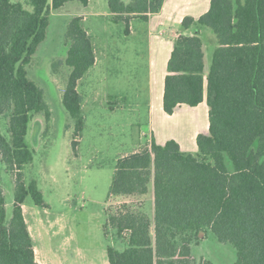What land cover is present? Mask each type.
<instances>
[{"label": "trees", "instance_id": "trees-1", "mask_svg": "<svg viewBox=\"0 0 264 264\" xmlns=\"http://www.w3.org/2000/svg\"><path fill=\"white\" fill-rule=\"evenodd\" d=\"M0 0V117H8L7 139L0 133V158L14 174L11 216L7 218L0 185V264H39L23 215L25 199L44 207L34 181L23 170L33 160L26 136L35 115L50 117L42 90L26 67L47 36L49 16L71 3L89 0ZM163 0H107L115 20L122 15L157 13ZM166 65L162 107L172 115L181 105L205 101L207 132L196 137L197 153L183 151L170 139L119 159L109 196L136 200L152 187L153 218L123 204L108 217V227L126 245L107 249L109 264H194L191 247L211 232L236 251L233 264H264V0H210L196 20L183 18ZM210 29L215 49L209 68L200 31ZM70 69L63 105L74 122L75 136L84 126L78 82L95 63L94 47L81 17L66 27ZM77 141L73 142L75 147ZM201 264H212L202 260Z\"/></svg>", "mask_w": 264, "mask_h": 264}, {"label": "rangeland", "instance_id": "rangeland-1", "mask_svg": "<svg viewBox=\"0 0 264 264\" xmlns=\"http://www.w3.org/2000/svg\"><path fill=\"white\" fill-rule=\"evenodd\" d=\"M11 2L21 3L31 11L24 0ZM100 2L106 6V0ZM101 5L87 10H101ZM80 8L69 4L50 14L46 39L26 67L28 78L42 90L50 114L48 120L42 114L35 115L29 124L26 143L33 160L23 170L24 183L34 181L44 201V207H38L28 196L22 209L38 256L46 264H109L107 249L112 247L123 252L126 245L116 238L111 227L105 234L108 217L126 204L153 218L152 187L147 196L125 203L123 199L109 196L117 161L149 148L153 140L148 128L151 76L146 39L141 32L127 36L125 24L110 23L105 30L99 18L86 16L84 28L90 31L96 56L101 55L97 66L90 68L78 82L84 126L75 136L74 122L63 105L70 73L65 65L68 51L65 31L70 20L80 15ZM202 31L200 38L205 43L209 68L216 47L215 37L210 29ZM105 35L118 45H111V49L102 52L99 40ZM206 111L203 104L190 110L189 116L179 115L164 124L156 118L155 125L164 135L182 141L195 130L198 134L207 132ZM0 133L9 138L7 116L0 117ZM196 137L192 136L186 152L197 153ZM74 141H77L75 147ZM0 185L9 219L14 174L7 170L1 158ZM197 243L191 247L194 264H201L202 260L212 264L236 261L234 248L219 243L211 232Z\"/></svg>", "mask_w": 264, "mask_h": 264}, {"label": "crops", "instance_id": "crops-1", "mask_svg": "<svg viewBox=\"0 0 264 264\" xmlns=\"http://www.w3.org/2000/svg\"><path fill=\"white\" fill-rule=\"evenodd\" d=\"M129 1L130 0H123V2L125 3H128ZM71 4L79 5L78 3ZM100 4H103L101 5V10H90L92 12L87 10L89 8H92L93 6H96L98 8ZM209 4L210 0H163L162 7L157 13L122 15L123 17H129L128 23L126 25V23H124L123 21L114 19L117 14L109 12L107 0L106 6H104V3H101L100 0H89L88 5L86 7H82L79 5L81 7L80 15L77 16L82 18L83 23L84 21L86 22L88 20V15L97 17L99 18V21H102L105 30H108L110 23L113 25L125 24L126 28L124 32L127 36H132L140 32L143 33L148 46L147 50L150 62L151 76L149 83L150 88L148 89V128L152 133L153 141H155L157 144H164L166 141L173 139L185 152V148L191 144L192 136L193 139H195L198 134V131L195 130L191 137H184L181 141L176 137L164 135V132L162 131L159 132L162 129H157V126L155 124L156 118L161 121V124H164V122L167 123L169 120L175 119L179 115L189 116L190 110H195L200 106H203V104H206L205 101H203L201 104L194 108L181 105L172 115H166L162 107V98L164 90V77L166 75V65L170 57V53L172 51L173 40L178 35L184 34V32H181L180 30L182 20L185 17H191L196 20L208 10ZM85 30L90 36L93 45H95V43L93 42V38L90 35V31L87 29ZM185 32V35H192L195 32V28H191ZM202 34L203 31L201 30L199 34L200 37L202 36ZM111 40L112 39L106 35L101 37V39L99 40V45L100 50H102V52L104 50L111 49V45H118L116 44V41L111 42ZM94 54L95 63L92 68L97 66L101 55L100 53L98 58V56H96L97 53L95 52V50ZM207 113L208 111H206V116ZM34 252L36 261L39 264H46L43 258L38 256V250L35 247V244Z\"/></svg>", "mask_w": 264, "mask_h": 264}]
</instances>
